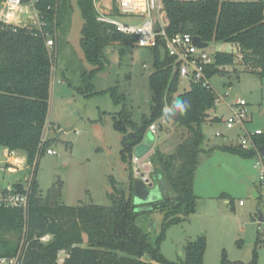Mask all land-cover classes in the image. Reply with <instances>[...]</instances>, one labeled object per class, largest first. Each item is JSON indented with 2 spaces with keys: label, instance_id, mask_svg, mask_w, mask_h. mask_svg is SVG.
Instances as JSON below:
<instances>
[{
  "label": "trees",
  "instance_id": "obj_1",
  "mask_svg": "<svg viewBox=\"0 0 264 264\" xmlns=\"http://www.w3.org/2000/svg\"><path fill=\"white\" fill-rule=\"evenodd\" d=\"M54 3L55 0H42L39 5L48 32L59 29L60 4L55 15L47 10V6ZM78 5L84 19L80 44L86 59L96 65V69L101 68L100 58L106 46L134 43L132 35L96 20L93 0H78ZM160 17L168 35L189 33L209 44L235 45L242 53L237 66L264 77V1L162 0ZM151 50L149 114L143 116L139 125L124 110L114 116V128L121 134V161L127 165L131 176L128 185L119 186L112 180L107 193L108 205L66 206L60 202L59 186H52L41 195L35 180L38 159L51 143L49 138L43 140L53 65L49 48L45 38L22 27L0 29V146L25 154L26 166L31 167L33 174L26 212L0 207V255H14L23 239L22 264H56L59 251L65 253L63 264H178L161 254L159 244L164 228L196 212L192 185L199 154H209L215 148L252 158L256 157V151L232 145L206 150L202 124L207 111L214 106L215 93L194 84L179 91L180 80L173 70L172 59L161 47ZM232 63L233 54L218 51L210 71L212 68V74L221 75L224 71L217 66ZM112 97L115 102L119 101L114 93ZM175 99L187 101V111L175 117L165 116L164 109ZM160 118L185 129L170 153L154 148L149 157L153 167L151 175L161 172L170 194L151 202V210L136 211L131 158L148 126ZM254 142L258 147L264 145V132L256 135ZM260 185L264 186V182ZM12 187L22 192L25 185L19 180ZM229 202L231 204L232 200ZM155 209L162 213L163 231L151 241L150 231L144 230L142 225L147 226L150 211ZM141 214L145 217L140 219ZM45 235L50 238L40 241ZM205 244L202 236L188 240L184 245L183 264H203ZM221 264L244 263H231L223 253ZM246 264H256V255Z\"/></svg>",
  "mask_w": 264,
  "mask_h": 264
},
{
  "label": "rangeland",
  "instance_id": "obj_2",
  "mask_svg": "<svg viewBox=\"0 0 264 264\" xmlns=\"http://www.w3.org/2000/svg\"><path fill=\"white\" fill-rule=\"evenodd\" d=\"M58 3L59 29L52 61L47 132V138L51 139L49 147L55 153L44 152L39 157L35 180L41 195L50 187L59 186L63 205H108L111 181L127 186L131 177L127 165L121 161V134L114 128V116L124 110L139 125L143 116L149 114L148 76L153 72L152 50L134 44L106 46L100 58L101 68L96 69L97 66L86 59L80 44L84 19L78 0H58L57 6ZM93 6L97 13L117 14L114 0H93ZM219 49L232 52L233 63L218 65L224 73L214 74L211 82L220 94L227 91L226 103L237 99L247 102L248 120L244 129L239 125L227 129L223 123L229 116L225 102L214 105L207 111V121L202 124L204 143L237 145V138L244 130L264 132V77L237 66L239 59L235 55L239 49L233 44L211 43L205 50L214 55ZM189 86L188 82L181 81L178 89L184 91ZM113 93L119 97L118 102L114 101ZM213 115L219 118L212 121ZM157 123L155 142L152 141L149 149L154 146L163 153H170L185 129L162 118ZM217 132L224 137L216 136ZM150 134L146 131L145 138ZM1 151L2 146L0 188L18 180L29 184L33 178L31 167L9 173ZM257 160L218 149L211 154H199L192 185L196 212L163 231L162 213L155 209L149 214L152 227L148 228L149 221L147 226L142 225L144 230L150 231L151 241L163 231L159 247L166 259L183 264L185 243L202 236L206 242L203 264H221L223 253L231 263L246 264L256 255V264H264V219H257L259 211L264 218V186L260 185ZM140 166L145 172L153 170L151 163L143 167L141 161ZM150 176L156 183V176ZM132 177L134 179L133 174ZM137 181L140 180L134 179L132 183ZM253 190L261 197H252ZM156 198L160 200L162 194L157 192ZM239 200L243 201L242 205L238 204ZM143 217L141 214L140 219Z\"/></svg>",
  "mask_w": 264,
  "mask_h": 264
},
{
  "label": "built area",
  "instance_id": "obj_3",
  "mask_svg": "<svg viewBox=\"0 0 264 264\" xmlns=\"http://www.w3.org/2000/svg\"><path fill=\"white\" fill-rule=\"evenodd\" d=\"M114 1L117 7V14H103V11H100L101 13L99 12L96 15L97 21L109 23L117 31L132 35L135 38L133 44L137 47H146L149 49L161 47L167 56L172 59L173 70L177 73L180 82L186 81L189 84L198 85L214 92V105L225 102L224 98L227 96V91L224 94H220L211 82L213 75L216 74H212V68L210 71V66L214 65L215 62V54L209 55L205 50L206 48L197 47L193 42V36L189 33H176L173 35L166 33L160 17L162 0ZM41 2L42 0H0V29L4 26H10L13 29L22 27L31 34L41 35L45 38V45L49 48L53 61L55 52L52 53L51 48L55 47L57 30L54 29L52 32L46 30L47 21L39 8ZM57 2L58 0H55L53 5L47 6V10L53 11L54 15L57 9ZM51 53L54 55L53 57ZM235 56L241 59L242 53L239 51ZM225 104L229 112V116L223 120L225 127L231 129L235 125H239L244 129V125L248 120L247 102L244 99H237L235 102H225ZM210 118L213 120L219 117L213 115ZM157 122H152L147 129L153 135L157 133L159 127ZM49 126L46 123L43 140L48 139L47 132ZM261 133L262 131L260 129H255L252 133L244 130L237 138V146L243 149H254L256 151L259 178L264 182V154H260L258 146L254 142V137ZM216 136L224 137L219 132L216 133ZM44 152L51 155L55 153L50 147L46 148ZM13 153V151H9V154L12 155ZM152 153L153 147L150 152L144 154L145 159H148L145 165H150L149 157ZM140 163L141 159L133 154L131 158V169L134 179H139L148 186L149 183H153L150 176L151 171H142ZM29 184L25 185L22 192L14 190L12 186L0 188V207L19 208L26 212L29 202ZM238 204L242 205L243 201L239 200ZM49 238V235H45L40 238V241H47ZM22 240L14 255H0V264H22ZM64 257V251H59L56 264H63Z\"/></svg>",
  "mask_w": 264,
  "mask_h": 264
},
{
  "label": "water",
  "instance_id": "obj_4",
  "mask_svg": "<svg viewBox=\"0 0 264 264\" xmlns=\"http://www.w3.org/2000/svg\"><path fill=\"white\" fill-rule=\"evenodd\" d=\"M194 44L199 48H206L209 43L204 42L198 36H193ZM154 141V135L150 134L148 137H144L143 141L136 146L134 149V153L137 155H142L146 152L150 145ZM260 154H264V145L258 147ZM160 192L163 196H168L170 194V190L166 185L164 178L161 172H157L156 174V183H149L148 186L144 184V182L137 181L133 184V203L137 206L136 211H149L152 209V206L149 205L151 202L158 200L156 198V193ZM252 197L256 198L257 193L256 191L251 192ZM258 221H263V215L259 211L258 212ZM152 227V221H149L148 228Z\"/></svg>",
  "mask_w": 264,
  "mask_h": 264
},
{
  "label": "crops",
  "instance_id": "obj_5",
  "mask_svg": "<svg viewBox=\"0 0 264 264\" xmlns=\"http://www.w3.org/2000/svg\"><path fill=\"white\" fill-rule=\"evenodd\" d=\"M58 31V30H57ZM56 44H57V38H56V43H55V46H56ZM109 46V45H108ZM219 51L220 52H226V51H223V50H221V49H219ZM54 52H55V47H54ZM55 54H56V52H55ZM239 67V66H238ZM53 78V77H52ZM161 119V118H160ZM158 121V120H157ZM206 121H207V119H206ZM205 121V122H206ZM212 121H215V119H213ZM204 122V123H205ZM209 122H211L210 120H209ZM46 123H48L49 124V122H48V117H47V121H46ZM61 133H62V131H61ZM145 137V136H144ZM223 138V137H222ZM154 142H155V140H154ZM153 145H154V143H153ZM204 145V148L206 149V150H208V149H211V148H214V147H217V146H220V145H215V146H211V145H205V143L203 144ZM227 145H232V144H227ZM232 146H237V145H232ZM154 147V146H153ZM150 150H151V148L149 149V150H147L146 152H144L142 155H141V157H140V159H141V161H142V164H143V167H145V162H147V161H145L146 159H145V155L144 154H146L147 152H150ZM153 150H154V148H153ZM213 150H216L215 148L213 149ZM2 158H3V161H4V163H5V165H6V167H7V171L9 172V173H17V172H19V171H23L24 169H27V166H26V156H25V154H23L22 152H14L12 155L11 154H9V151L7 150V148H4V147H2ZM135 154V153H134ZM209 154H211V153H209ZM19 181V180H18ZM17 182V181H16ZM12 186V185H11ZM253 191H256V190H253ZM194 193V192H193ZM256 193H257V197L256 198H258L259 197V194H258V191H256ZM195 195V194H194ZM224 201L226 202V203H228V204H230V200H228V199H224Z\"/></svg>",
  "mask_w": 264,
  "mask_h": 264
},
{
  "label": "clouds",
  "instance_id": "obj_6",
  "mask_svg": "<svg viewBox=\"0 0 264 264\" xmlns=\"http://www.w3.org/2000/svg\"><path fill=\"white\" fill-rule=\"evenodd\" d=\"M188 107L189 105L187 101L175 99L170 106L164 109V114L165 116L171 117H175L178 114L183 115L187 111Z\"/></svg>",
  "mask_w": 264,
  "mask_h": 264
}]
</instances>
